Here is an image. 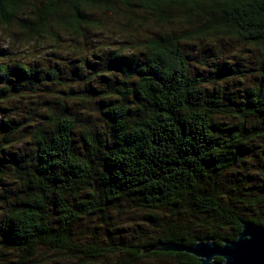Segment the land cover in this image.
Here are the masks:
<instances>
[{"label":"trees","instance_id":"1","mask_svg":"<svg viewBox=\"0 0 264 264\" xmlns=\"http://www.w3.org/2000/svg\"><path fill=\"white\" fill-rule=\"evenodd\" d=\"M14 25L55 50L0 45L1 263L199 264L149 248L264 225V0H0Z\"/></svg>","mask_w":264,"mask_h":264},{"label":"water","instance_id":"2","mask_svg":"<svg viewBox=\"0 0 264 264\" xmlns=\"http://www.w3.org/2000/svg\"><path fill=\"white\" fill-rule=\"evenodd\" d=\"M149 250L186 252L200 259L199 264H264V225L242 221V230L235 240L223 245L212 240L192 245L179 242H157ZM220 257L222 260H217Z\"/></svg>","mask_w":264,"mask_h":264},{"label":"rangeland","instance_id":"3","mask_svg":"<svg viewBox=\"0 0 264 264\" xmlns=\"http://www.w3.org/2000/svg\"><path fill=\"white\" fill-rule=\"evenodd\" d=\"M20 17H24V14L21 13L19 14ZM9 29L8 32L7 30L4 29V31L0 32V45L3 46V45H12L13 44V40H7L8 39V34L9 33H14L15 34V37L19 40H21V43H20V46L19 48H17V52H18V56L20 57L21 60H26L32 64H34V61L33 59L35 58H38V57H45V58H53L51 53L53 51L54 48H52L51 45H53L55 42L54 41H49V43H47L46 41H48L47 39L46 40H40L37 44H35V42H30L29 40H25L26 38L23 37L22 35V31L20 28H18L16 25L10 27V28H7ZM133 31H141L140 33H136V37L134 39H136L135 41H140L142 40L146 34L148 33L147 29L146 30H142L140 28L136 29V30H133ZM145 31V32H144ZM60 33H57L60 35V39H63L64 36H62V31H59ZM95 37H98V35H96ZM82 40L84 41L85 39L82 38ZM45 42V43H43ZM9 43V44H8ZM35 44V45H34ZM110 47L114 48L115 47V44H109ZM203 45H208V44H203ZM24 46H29L28 49H23ZM35 47V48H34ZM85 48V46H84ZM247 48V47H245ZM222 48L221 47H215V54L217 53H221L222 51V55L225 54L224 51H227V50H221ZM27 50V51H26ZM55 50V49H54ZM64 50H66V48H63V52L62 54H60L62 56V58H60L61 56H59L58 60L61 59V61H65L67 60V58L69 57L70 59H74L75 56L79 57V51H75V52H71V54H67L64 52ZM57 51H62V49H57ZM195 52L199 55H204L206 56L208 53L207 52H200L198 50H195ZM246 54H250L251 52L249 50H245L244 51ZM88 54H92L91 51L88 52ZM229 53H227V58L229 59ZM226 57V56H225ZM226 59V58H225ZM32 60V61H31ZM71 62H75L74 60L71 61ZM229 83H233V85L235 87H243L244 84L246 82H242L240 80H234V81H229ZM76 117H80L78 114L75 115ZM95 123H96V126L97 128H105V124L103 122L100 121V119H95ZM78 124H80V122L78 121ZM79 133V132H78ZM126 221H131V220H128L126 219ZM144 222V221H143ZM143 225H145L143 223ZM147 226V225H146ZM142 230H146L145 227L143 226L141 228ZM0 264H7L6 262H0ZM69 264V263H68ZM96 264H106L105 261H99L97 262Z\"/></svg>","mask_w":264,"mask_h":264}]
</instances>
